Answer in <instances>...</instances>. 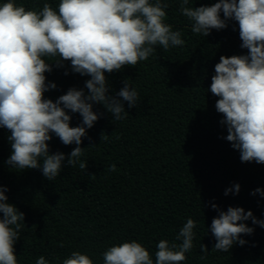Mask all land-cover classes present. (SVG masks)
<instances>
[{
	"label": "trees",
	"instance_id": "16d2710c",
	"mask_svg": "<svg viewBox=\"0 0 264 264\" xmlns=\"http://www.w3.org/2000/svg\"><path fill=\"white\" fill-rule=\"evenodd\" d=\"M13 2L38 11L44 3L56 9L60 0ZM165 2L169 5L165 22L181 32L185 44L168 51L157 46L136 67L106 73L109 94L118 92L127 78L139 99L131 109L124 102L129 114L120 121L113 120L102 105H94L102 116L81 145H96L81 157L88 162L87 170L71 168L65 161L52 182L39 169L10 170L5 163L10 133L0 128V185L8 189V202L25 213V225L14 245L18 264H35L41 255L50 264H62L72 251L103 264L108 247L131 240L142 243L155 261L158 242L179 244L175 238L188 218L197 222L194 246L181 264H264V228L251 220L244 222L255 229L241 237L246 244H236L229 252L212 251L216 241L210 226L217 215L213 203L223 210L243 207L264 220V197L252 195L255 189H264V164L241 162L240 153L225 139L227 130L215 108L218 97L207 91L221 55L247 52L240 47L238 25L229 21L226 29L212 30L207 37L194 34L191 22L179 11V0ZM211 2L190 0L193 6ZM65 63L68 75L65 68L55 66L46 73L47 82L57 85L45 93L53 101L70 87L84 88L89 78L72 73ZM70 115L71 126H78L80 115ZM48 143L50 152L68 154L76 147L63 145L55 135ZM112 164L117 171H107ZM234 183L240 184L239 193L225 196V189ZM202 243L207 254L201 252Z\"/></svg>",
	"mask_w": 264,
	"mask_h": 264
},
{
	"label": "clouds",
	"instance_id": "9594fccd",
	"mask_svg": "<svg viewBox=\"0 0 264 264\" xmlns=\"http://www.w3.org/2000/svg\"><path fill=\"white\" fill-rule=\"evenodd\" d=\"M195 5L179 0V11L191 22L194 34L207 37L212 30L226 29L229 21L238 25L240 47L247 52L221 55L207 91L218 97L215 108L227 130L225 139L240 153L241 162L264 164V0H213ZM168 7L165 0H60L56 9L44 3L38 11L26 10L13 0L0 4V128L10 133V155L5 161L10 170L39 169L50 182L60 176L65 161L71 168L78 165L87 170L88 162L81 157L96 145H81L102 116L94 105H102L113 120L120 121L129 114L124 102L131 109L139 99L127 78L118 92L109 94L106 73L136 67L157 46L168 51L185 44L181 32L165 22ZM49 58L57 59L48 62ZM65 62L72 73L89 78L84 88L70 87L53 101L45 93L57 85L47 82L46 73L55 66L65 68L68 75ZM70 113L82 118L78 126H71ZM53 135L63 145L76 147L68 154L50 152L48 142ZM107 171H117L116 165ZM240 188L234 183L224 195L238 194ZM7 191L0 185V264H18L14 245L25 225V213L8 202ZM257 193L264 197V189L257 188L252 195ZM211 207L217 212L210 226L216 241L212 251L229 252L236 244H246L241 237L252 235L255 229L245 221L264 228V220L251 210L234 206L223 210L215 203ZM196 226V221L187 219L175 238L179 244L161 239L155 261L142 243L131 240L108 247L103 264H181L194 246ZM201 252L208 253L203 243ZM35 264L50 262L41 255ZM62 264L94 261L88 254L72 251Z\"/></svg>",
	"mask_w": 264,
	"mask_h": 264
}]
</instances>
